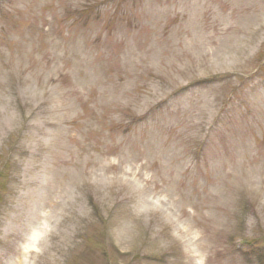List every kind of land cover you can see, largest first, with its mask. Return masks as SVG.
Returning a JSON list of instances; mask_svg holds the SVG:
<instances>
[{
  "label": "rangeland",
  "instance_id": "rangeland-1",
  "mask_svg": "<svg viewBox=\"0 0 264 264\" xmlns=\"http://www.w3.org/2000/svg\"><path fill=\"white\" fill-rule=\"evenodd\" d=\"M23 260L264 264V0H0V264Z\"/></svg>",
  "mask_w": 264,
  "mask_h": 264
},
{
  "label": "bare ground",
  "instance_id": "bare-ground-1",
  "mask_svg": "<svg viewBox=\"0 0 264 264\" xmlns=\"http://www.w3.org/2000/svg\"><path fill=\"white\" fill-rule=\"evenodd\" d=\"M37 238H38V233L33 234L31 242L29 243V245L26 246V250L34 249ZM22 264H26V261L23 260Z\"/></svg>",
  "mask_w": 264,
  "mask_h": 264
}]
</instances>
